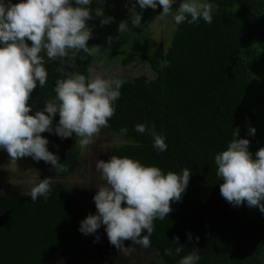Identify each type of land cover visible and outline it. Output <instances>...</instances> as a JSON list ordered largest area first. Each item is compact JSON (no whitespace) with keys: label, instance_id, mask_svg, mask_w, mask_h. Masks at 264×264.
<instances>
[{"label":"trees","instance_id":"trees-1","mask_svg":"<svg viewBox=\"0 0 264 264\" xmlns=\"http://www.w3.org/2000/svg\"><path fill=\"white\" fill-rule=\"evenodd\" d=\"M205 1L235 11L212 14L211 24L201 19L177 25L164 67L146 51L124 53L147 62L156 78L124 80L115 115L105 129L127 142L112 147L110 156H127L165 174H182L185 168L192 173L169 216L154 220L150 247L130 240L124 247L155 251L161 264H179L193 251L200 256L196 264H262L264 227L239 216L221 196L214 158L234 138L253 75L264 66V0ZM27 43L31 46V41ZM45 60L48 80L32 93V115L55 96V83L63 78L59 61ZM75 64L66 70L88 77L85 53H77ZM58 121L57 113L53 128ZM136 124L154 126L165 138L167 150L159 152L148 132L135 131ZM122 127L128 129L126 135L120 134ZM42 135L49 141L48 150L68 165V171L58 173L48 164L51 175L64 178L76 171L80 153L71 147L75 134L64 139L54 133ZM28 193L0 197V264H53L58 257L73 258L80 251V220L72 188L51 183L48 198L41 196L35 202ZM97 236L99 243L110 244L103 225ZM176 237L179 244L173 242ZM177 247H182L179 254ZM165 248L172 250L171 256L165 255Z\"/></svg>","mask_w":264,"mask_h":264},{"label":"clouds","instance_id":"clouds-1","mask_svg":"<svg viewBox=\"0 0 264 264\" xmlns=\"http://www.w3.org/2000/svg\"><path fill=\"white\" fill-rule=\"evenodd\" d=\"M93 0H0V149L7 152L9 165L17 167V161L31 157L39 162L51 164L58 173L68 171V165L61 163L59 156L48 150V139L42 133H54L60 138L75 134L81 148L92 145L94 137L109 127V120L115 115V102L121 96L125 83L117 77H103L99 74L86 77L75 68L77 53L93 57L101 52L100 45L89 47L92 29L88 21L93 19ZM141 9L162 7L157 16L165 19L171 16L177 25L213 22L212 5L201 0H181L174 11L175 0H136ZM103 3V0H100ZM131 24L141 26L142 14L137 13L135 4L129 9ZM101 25L114 17H104L102 8L95 9ZM190 17V18H189ZM128 21L119 23L121 36L128 31ZM113 38L108 37L111 44ZM31 41V46L27 43ZM48 61H59L58 71L63 78L55 83V96L44 103L43 110H36L29 101L39 85L43 88L48 80L45 67ZM66 66V67H65ZM59 114L58 124L53 120ZM138 133L148 132L154 138L153 146L159 151L167 150L165 138L144 124H136ZM128 129L122 127L121 135ZM250 134L255 129L249 130ZM238 132L223 150L215 155L216 175L221 179L220 194L230 204L239 206L247 203L264 213V147L253 154L249 151L248 139H237ZM96 170L105 184L98 187L93 197L96 214H89L80 223L79 231L85 235L96 233L103 225L111 245L123 254L130 251L125 241H132L147 249L151 245L154 220H163L172 211V203L179 202L191 176L187 168L182 174L168 171L166 174L157 166H146L139 160L127 156H110L109 160H97ZM51 179L45 178L33 186L28 193L31 201L39 197L48 198ZM147 233V234H145ZM192 239L191 233L188 234ZM97 240L99 237L97 236ZM179 237L173 242L178 243ZM182 247H177L179 254ZM171 256L172 250L164 249ZM200 260L193 251L180 259L179 264H196Z\"/></svg>","mask_w":264,"mask_h":264},{"label":"rangeland","instance_id":"rangeland-1","mask_svg":"<svg viewBox=\"0 0 264 264\" xmlns=\"http://www.w3.org/2000/svg\"><path fill=\"white\" fill-rule=\"evenodd\" d=\"M7 2V0H6ZM21 0H11V3H19ZM201 2H206L201 0ZM181 0H175L173 10L175 11ZM135 4L137 13L142 14L141 26L135 27L131 24L129 9ZM212 14L227 10L222 6L211 4ZM73 6L75 0H73ZM93 9V19L89 20L88 26L92 29V38L88 41L89 47L100 45L101 52L93 57L87 56L88 76L99 74L103 77H117L123 80H132L139 76H146L150 80L156 78V73L151 66L141 58L126 56L124 53L133 51H146L159 58L161 67H164L165 54L170 45L173 33L177 24L171 16L160 19L157 17L162 12V7L158 5L156 9H141L136 0H93L89 6ZM102 8L104 17H114V20L106 25H101L103 17L95 15V9ZM128 21L130 31L121 34L118 31L119 23ZM108 37H112L111 44ZM255 129V133L250 134L249 130ZM237 139H248L250 141L249 151L255 158V153L264 147V66L254 73L252 83L246 95V103L237 128ZM94 143L87 148H81L76 143V138L72 141L71 147L78 149L80 153L81 166L66 178H55L49 173L48 164L44 161H35L31 157H24L17 161V167L9 165L10 160L7 152L0 149V196L7 193L29 192L40 180L50 178L51 183L61 182L75 191V204L81 212L82 207H86V197L93 200L98 191V187L105 184L96 170L97 160L107 162L111 149L114 146L126 143L127 140L120 135L107 132L102 129L95 136ZM94 202V200H93ZM95 206V203L93 205ZM93 206H91L93 208ZM233 210L241 217H246L262 227H264V213L259 208L248 207L245 202L242 205L234 206ZM81 216V215H80ZM87 216L81 217L84 220ZM92 235V234H91ZM92 237V236H91ZM83 249V248H82ZM120 250H97L96 264H161V259L157 252L144 249L133 250L128 257L120 259ZM80 256L83 251H80ZM111 256V258H109ZM62 257L55 259L56 264H62ZM55 261L53 264H55ZM92 264L93 259L88 253L81 256L80 264L84 262ZM99 262V263H98ZM262 264H264V240Z\"/></svg>","mask_w":264,"mask_h":264},{"label":"flooded vegetation","instance_id":"flooded-vegetation-1","mask_svg":"<svg viewBox=\"0 0 264 264\" xmlns=\"http://www.w3.org/2000/svg\"><path fill=\"white\" fill-rule=\"evenodd\" d=\"M79 156H80V154H79ZM110 158V157H109ZM80 166H81V160H80V164H79V166H78V169L80 168ZM48 168H49V166H48ZM75 172V171H74ZM50 173V172H49ZM50 175H51V173H50ZM71 175V174H70ZM52 177H54L53 175H51ZM69 176V175H68ZM55 178H59V177H55ZM61 178V177H60ZM64 178H66V177H64ZM64 184V183H63ZM68 187V186H67ZM68 188H70V187H68ZM72 190H73V194L75 193V189L74 188H72ZM30 192V191H29ZM19 193H23V192H19ZM25 193H27V192H25ZM6 194V193H5ZM2 196H3V194H2ZM74 196H75V194H74ZM1 197V196H0ZM85 197H86V205H87V208L86 207H82L81 209H82V211L80 212V214H81V216L80 217H83L84 215H86V216H88L89 214H95V212H96V207H94L93 205H94V202H93V200L91 199V196L90 197H87L86 196V194H85ZM76 199V198H75ZM91 206H93V208L91 207ZM82 220V219H81ZM95 239H93L92 237H91V234H88V235H85L84 234V236H83V249H82V251H83V254L81 255V256H85L87 253H88V255H89V257H91L92 259H93V261H92V264H96V258H95V256H96V253H97V250H112V248H104V244H101V243H96L95 241H94ZM134 250V249H133ZM133 250H131L130 249V251L131 252H133ZM139 250V249H138ZM129 251V253L128 254H130L131 252ZM80 251L73 257V258H70V259H63V258H61V261L63 262L62 264H80V262L79 261H81V256H80ZM128 254L127 255H125V254H123L122 252H120V254H119V256H120V259H121V261H123V258L125 257H128ZM109 258H111V256L109 257ZM53 263V262H52ZM99 263V262H98ZM55 264H56V261H55ZM61 264V263H60ZM84 264H90L89 263V261L88 262H84Z\"/></svg>","mask_w":264,"mask_h":264},{"label":"water","instance_id":"water-1","mask_svg":"<svg viewBox=\"0 0 264 264\" xmlns=\"http://www.w3.org/2000/svg\"><path fill=\"white\" fill-rule=\"evenodd\" d=\"M73 196H74V194H73ZM74 204H75V196H74ZM75 206H76V204H75ZM77 207V206H76ZM77 210H78V208H77ZM95 214H96V212H95ZM80 211L78 210V218H79V220H80V223H81V217H80ZM83 236H84V233H82V232H80V235H79V241H80V251L82 250V248H83ZM92 238L93 239H95L94 241L98 244L99 243V241L97 240V232L96 233H93L92 235ZM104 246V248H115V249H117L115 246H113V245H111V244H104L103 245Z\"/></svg>","mask_w":264,"mask_h":264}]
</instances>
